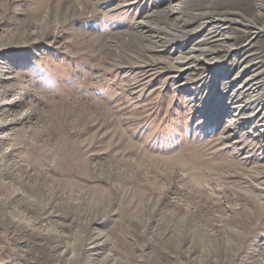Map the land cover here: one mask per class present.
<instances>
[{"label": "rangeland", "instance_id": "374dc122", "mask_svg": "<svg viewBox=\"0 0 264 264\" xmlns=\"http://www.w3.org/2000/svg\"><path fill=\"white\" fill-rule=\"evenodd\" d=\"M209 3L0 0V264H264L259 44L173 70Z\"/></svg>", "mask_w": 264, "mask_h": 264}, {"label": "bare ground", "instance_id": "6f19581e", "mask_svg": "<svg viewBox=\"0 0 264 264\" xmlns=\"http://www.w3.org/2000/svg\"><path fill=\"white\" fill-rule=\"evenodd\" d=\"M208 1L210 2L207 6L208 11H205L204 14L200 15L202 16V18L204 17L205 19H207V21L202 22L200 29L203 30L206 27H209L208 35L211 36L202 40L199 44L196 45V47H193L189 51H186L187 54H194L197 52L199 56L181 57L182 60L176 62L177 66H174L173 70L183 74L185 71H188L189 69H193L197 72L202 71L206 77V73L208 71L207 68L211 66L213 67V65H220V66L224 65L226 56H221L220 55L221 52H225L229 54L232 53V51L237 52L238 49L242 50L241 48L242 46H240L238 49L234 47L237 46L239 42L246 41L243 48H247V49H253V47H256V45L259 44V47H257L258 49L257 52L253 54H248L247 56H245L240 60H238V57L233 59L232 61L233 69L235 70H237V68H240L242 63H246L244 67L242 66L236 72V77L233 78V80L228 83L229 85L234 84L235 81L237 82L245 74H248L249 71H251L250 69L256 68L257 65L264 63V0H208ZM145 27H147L146 31L153 30V29H149L148 26ZM158 31H164L165 33L164 38L158 39V41L162 44L165 43L167 44L169 42L173 43L180 38V35L175 34L177 32L172 34L170 30L166 31L164 29L161 30L160 28H158L156 32ZM200 31L201 30H197L195 33ZM214 33L217 35H222L223 33L230 34L227 37L223 38L225 43L221 45V49L213 48L211 46L207 47L206 49L198 48V46L201 44L208 45V40H210L213 37ZM183 34H187V33H183ZM253 39H256L254 43H252ZM227 41H231L232 43L226 44ZM212 55H214L213 58L216 61L213 63L207 62V64H205L203 61H208L207 58ZM200 56L201 58H199ZM255 60H257V62H255ZM185 65L187 66L191 65V66L187 67L186 69H182L179 67ZM263 74H264V70L257 72L254 75H251L246 80L248 87H246L244 90L239 92H229L225 96L229 98L231 96L236 95L238 97L250 98V100L246 101L243 105L246 104L251 105L254 103H259V101L264 97V90L262 89V87L264 86V77L259 78ZM205 77L196 76L194 80L192 79L190 80H192L191 82L192 84H196L199 81H201V79H205ZM228 88L230 89L231 85L225 87V89ZM256 116L259 118L258 119L259 122H264V112L262 116H258V114L250 115L249 118H247L246 120H249V122L250 121L253 122Z\"/></svg>", "mask_w": 264, "mask_h": 264}]
</instances>
